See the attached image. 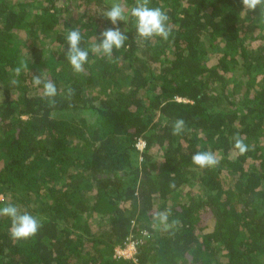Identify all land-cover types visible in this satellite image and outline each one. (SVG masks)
Returning a JSON list of instances; mask_svg holds the SVG:
<instances>
[{
    "label": "trees",
    "instance_id": "1",
    "mask_svg": "<svg viewBox=\"0 0 264 264\" xmlns=\"http://www.w3.org/2000/svg\"><path fill=\"white\" fill-rule=\"evenodd\" d=\"M114 2L0 0V207L42 225L14 241L0 217V264H264V6L149 0L170 34L144 41L136 0H119L128 39L105 57L92 48ZM73 28L81 73L66 59ZM198 151L219 163L200 169ZM130 241L133 258L115 256Z\"/></svg>",
    "mask_w": 264,
    "mask_h": 264
},
{
    "label": "clouds",
    "instance_id": "2",
    "mask_svg": "<svg viewBox=\"0 0 264 264\" xmlns=\"http://www.w3.org/2000/svg\"><path fill=\"white\" fill-rule=\"evenodd\" d=\"M243 10L256 11L258 7L264 6V0H240ZM149 0H136L135 5L130 9V15L135 21L136 34L144 41L151 40L155 37L167 40L169 37V29L166 26L169 17L160 8H151L148 6ZM105 18L110 23V27L106 28L99 34V42L92 48V52L97 55L111 57L113 49H120L125 46L128 37L121 31L118 22L124 21L125 8L115 0L112 6L105 12ZM66 59L74 72L81 73L84 71V65L87 62L89 52L80 47L81 33L78 28L69 31L67 37ZM17 75L20 69H15ZM35 86L43 85L45 97H55L57 95L56 85L50 80H44L40 75L33 77ZM185 125L183 119H177L173 124V135L181 133ZM234 149L243 154L248 148L244 141L234 137ZM193 165L200 169L215 167L219 161L215 153L211 151L195 152L191 157ZM0 217H7L11 221L9 228L10 237L14 241H24L34 237L42 227L40 220L26 211H21L16 205L9 204L0 207ZM167 224L168 215L166 212H159L154 217V222ZM173 223H178L173 221Z\"/></svg>",
    "mask_w": 264,
    "mask_h": 264
},
{
    "label": "built area",
    "instance_id": "3",
    "mask_svg": "<svg viewBox=\"0 0 264 264\" xmlns=\"http://www.w3.org/2000/svg\"><path fill=\"white\" fill-rule=\"evenodd\" d=\"M138 147L141 149L143 147V143L139 142ZM136 252V242L130 241L128 242L124 248H117L115 250V256L122 257L125 259L133 258L134 254Z\"/></svg>",
    "mask_w": 264,
    "mask_h": 264
}]
</instances>
